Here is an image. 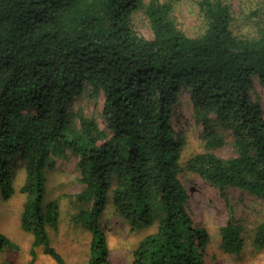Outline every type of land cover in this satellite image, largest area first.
<instances>
[{
    "label": "trees",
    "instance_id": "1",
    "mask_svg": "<svg viewBox=\"0 0 264 264\" xmlns=\"http://www.w3.org/2000/svg\"><path fill=\"white\" fill-rule=\"evenodd\" d=\"M199 5L205 27L190 36L161 0H0V190L5 198L13 192L15 165L23 161L21 225L33 235L34 258L43 247L56 264H68L49 234L58 226V202L44 205V196L47 169L69 153L86 185L78 198L92 202L82 214L92 234L88 264H111L100 223L109 195L133 229L158 225L132 264H204L209 234L189 211L180 179L186 169L264 200V113L251 93L255 79L264 86V29L236 33L226 0ZM140 10L152 38L135 29L132 15ZM184 90L209 146L224 143L217 125L232 130L236 156L206 151L183 166L172 118ZM87 91L104 94L107 129L74 107ZM244 229L233 219L221 227L228 253H243ZM255 242L264 244V223ZM18 248L0 231V252Z\"/></svg>",
    "mask_w": 264,
    "mask_h": 264
},
{
    "label": "rangeland",
    "instance_id": "2",
    "mask_svg": "<svg viewBox=\"0 0 264 264\" xmlns=\"http://www.w3.org/2000/svg\"><path fill=\"white\" fill-rule=\"evenodd\" d=\"M173 6V17L178 27L190 36L200 35L205 27L200 11V0H161ZM233 10L236 33L256 35L264 29V0H226ZM258 12L259 14H255ZM135 29L146 38L153 37V30L143 11L133 13ZM252 96L261 104L264 113V86L255 79ZM104 94L98 96L87 91L74 100V107L81 108L85 115L93 116L99 125L107 129L101 117ZM172 123L175 136L182 142V164L202 152L212 151L223 158L237 155L233 144L232 130L216 126L224 143L209 146L203 123L194 116L192 99L184 90L175 106ZM108 132L111 131L108 129ZM79 159L72 154L55 158V166L48 168L46 177L45 203L57 201L60 209L57 228L50 227L52 245L62 254L68 264H88L92 234L84 225L82 214L90 211L92 202L82 201L79 194L86 189L81 181ZM180 179L189 191L188 207L195 226H204L209 242L204 255V264H264V244L255 242L258 227L264 223V200L238 188L221 189L204 183L197 174L184 170ZM26 181V166L18 160L14 169V190L5 198L0 190V231L15 241L19 248L0 252V264H56L37 247L36 257L31 254L33 235L23 230L21 215L25 209L28 193L22 187ZM231 219L239 221L245 229L243 237L247 244L239 256L228 253L222 247L220 229ZM110 249L111 264H132L134 250L148 234L155 232L158 225L133 229L119 215L109 195V203L100 218Z\"/></svg>",
    "mask_w": 264,
    "mask_h": 264
}]
</instances>
